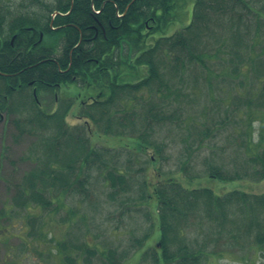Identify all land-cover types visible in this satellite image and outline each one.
<instances>
[{"label": "trees", "instance_id": "1", "mask_svg": "<svg viewBox=\"0 0 264 264\" xmlns=\"http://www.w3.org/2000/svg\"><path fill=\"white\" fill-rule=\"evenodd\" d=\"M13 1L0 0V116L3 111L22 112V119L16 117L15 124L21 134H33L38 141L27 155L35 166L16 185V203L8 205V212L0 213L13 218L17 214H13L12 206L25 210L24 215L18 214L21 226L17 234L28 245L32 241L27 235L45 239L41 242L53 256L52 264H126V254L120 252L119 245L106 249L98 242L91 243L89 227H75L73 208L66 219L65 238H56L43 229L47 222L44 211L56 212L68 196L87 198L84 187L101 155L92 140L100 126L105 127V137L110 136L108 131L113 126L121 129L113 134L117 143L130 139L131 147L139 152L150 145L160 152L161 146L149 143L150 133L146 131L153 121L162 122L167 117L162 106L170 103L173 93L179 98L189 77L192 84H205L208 91L216 93L221 82L231 85L242 78L246 83L254 72L257 86L250 91L248 104H263L264 41L260 40L264 3L258 8L247 0H195L190 16L183 14L189 11L183 9L182 0ZM178 20L182 22L180 28L169 33ZM222 20L224 33L214 34L213 28ZM41 32L44 36L39 41ZM194 66L199 72L192 69L189 73ZM62 85L87 86L85 92L99 94L85 103L78 100V93L58 96L54 98L56 107L50 110L33 96L34 89L40 95L44 88ZM147 87L145 129L137 136H127L123 129L136 124L139 112L124 115L123 109H113V102L123 91L137 93ZM25 91L31 99L17 103L16 95ZM246 92L235 86L228 97ZM123 102L129 104L125 98L120 100ZM28 104L31 106L26 107ZM248 108L247 127L238 135L251 166L246 165L241 175L237 170H223L220 162L210 166V179L238 181L253 173L256 179L264 180V115L260 112L262 128L259 140L254 141L256 110ZM71 111L84 123L71 126L67 120ZM210 132L200 130L202 137ZM113 148L117 149L110 147V152L116 151ZM153 160L149 158L150 163ZM106 162L110 161L106 158ZM102 165L100 172L104 171ZM104 177L111 183L112 200L114 194L132 187L118 166H111ZM156 177L145 178L143 191L147 192L138 197L140 202H147L146 216L154 232L135 239L139 246L133 254L141 253L137 264H209L210 259L231 250V239L243 241L251 251H264V192L251 188L215 191L208 184L191 185L175 174ZM196 225L197 236L190 238L189 232ZM149 238L153 241L148 243ZM0 264L15 263L0 259Z\"/></svg>", "mask_w": 264, "mask_h": 264}, {"label": "rangeland", "instance_id": "2", "mask_svg": "<svg viewBox=\"0 0 264 264\" xmlns=\"http://www.w3.org/2000/svg\"><path fill=\"white\" fill-rule=\"evenodd\" d=\"M18 1L15 0L17 3ZM247 1L258 8L264 3V0ZM12 2L14 1L12 0ZM194 2L195 0H182L180 4H185L183 9L189 11L183 13L184 15L191 16V8L193 9ZM188 18L186 19L188 20ZM180 25L182 22L178 20L169 33L176 31V28L179 29ZM225 26L224 21L218 22V25L213 28V33H224L223 28ZM49 38L51 37H47V40ZM262 40L264 41V34L260 43H263ZM192 69L199 72L194 66L189 70V73L192 74L190 72ZM251 76L252 79L249 78L246 83L242 78L231 83V85L221 82V89L216 93L212 90L208 91L205 84L202 86H199L198 82L192 84L191 78L187 77L183 93L181 94L180 91L179 98L175 99L173 93L170 97L171 104L162 106L167 117L162 122L153 121L146 131V133H150L147 136L149 143L161 146L160 152L151 145L146 151L139 152L131 147L130 139H121L122 142L117 143L119 140L114 141L117 138L113 134L121 129H114L113 126L108 131L109 134L107 133L110 136L105 137L103 135L105 127L100 126L99 133H95L92 140L101 155L92 166L91 172H89L90 180L88 185L84 187L87 191V198L82 200L81 195L78 194L75 197L68 196L64 202H61V206L56 212L53 210L52 213L44 211V219L47 222L43 229L52 232L56 238L66 236V219L69 216L68 213H71L70 209L73 208L76 212L74 220L77 226L75 227H83V229L89 227L87 236L91 243L98 242L101 247L104 246L106 249L119 245L120 252L126 254V264H137L140 251L133 254L136 247L139 246L135 239L144 238L143 236L147 232H154V228L151 227V219L146 216L147 202L142 203L138 199L142 192H147L143 191L146 188L143 185L146 177L153 180L157 175V180L158 177L163 176V179L175 174L191 185L208 184L214 187L215 191L216 189L226 192L236 188H251L264 192V180L256 179L255 176L253 177V173L250 174L252 176L248 175L242 180L237 179L238 181H219L210 179L208 176L210 166L220 162L219 166H222L223 170L227 169L231 172L237 170L241 175L245 171L244 167L251 164L241 145L243 139L238 135L239 131L247 127L248 106H252L256 110L253 113V127L256 129L253 136L254 141L259 140V130L262 128L260 112L264 115V103L248 104L251 97L250 91L255 89L258 79L254 72L251 73ZM235 86L238 90L247 92L238 97H228ZM87 89V86L81 85H62L52 90L44 88L40 91L39 96L42 107L50 110L53 105L55 107L57 105L54 98L57 99L58 96L65 98L68 93L73 95L79 93L83 96ZM147 94H149L148 87L142 88V92L139 90L137 93L134 90H127L121 93V98H117L113 102V109H123L124 115L125 113L139 112V118L134 119L136 124L128 125L127 128L123 129L127 136H137L145 129L143 120L147 112H144L147 104L145 105L144 100L147 98ZM209 94L214 95L210 96ZM16 96L17 103L31 99L28 97L29 91ZM140 96L145 97L140 99ZM122 98L127 99L129 104H126L127 102L120 103ZM127 105L128 107H126ZM28 106L31 105L28 104L26 107ZM74 113L71 111L67 115L70 125L84 123L83 119H79ZM22 115V112L15 110L11 114L3 111L0 116V212L3 210L8 212L11 209L8 205L10 203L13 205V202L16 203L17 199H13L17 193L16 185L24 173L35 166L32 159L27 155L38 138L37 136L34 137L33 134H21L14 120L16 117L22 119ZM204 128L211 130V132L208 136L202 137L203 133L201 134L200 130ZM199 144L202 145L199 146ZM115 146L117 149H113L116 151L110 152V147ZM251 146L253 144H250ZM151 157L154 160L150 163L149 158ZM106 158L110 162H106ZM101 164H103V172L99 171ZM110 165L118 166L125 171L128 184L132 186L121 193L114 194L115 199L113 200L111 199V183L104 177L107 170H111ZM81 171L84 172V169ZM12 211L13 214H17L13 215V218L8 217L9 215L4 217L0 213V259L2 261L13 260L15 264H52L54 262L53 256L50 255L51 253L45 244L41 242L45 239L38 237V240H35L32 235H27L29 241H32L28 245L25 242L26 239H22L17 234V230L21 226V218L18 214L24 215L26 211L17 206H12ZM84 216L85 221L82 220ZM32 219L29 218L30 221ZM38 220L42 221V217L39 216ZM193 227L194 230L189 232L190 238L197 236L198 226ZM37 230L35 227V231ZM146 241L152 242L153 238ZM240 244L242 247H239ZM243 244V241L236 243L232 239L229 240L228 245L231 250L223 257L210 259L209 264H264V251L261 248L251 251Z\"/></svg>", "mask_w": 264, "mask_h": 264}, {"label": "flooded vegetation", "instance_id": "3", "mask_svg": "<svg viewBox=\"0 0 264 264\" xmlns=\"http://www.w3.org/2000/svg\"><path fill=\"white\" fill-rule=\"evenodd\" d=\"M40 35H41V34H40ZM56 94H57V93H56ZM85 94L87 95V96H84L86 99H85V98H84V99L81 98V97H80L81 94H79V93L77 94L76 97L78 98L79 101L85 103V101L88 100V98H89L90 100H94V98H95V94L98 95L99 93H95V94L90 93V94H89V91H87V92H85ZM86 103H90V102H86Z\"/></svg>", "mask_w": 264, "mask_h": 264}, {"label": "water", "instance_id": "4", "mask_svg": "<svg viewBox=\"0 0 264 264\" xmlns=\"http://www.w3.org/2000/svg\"><path fill=\"white\" fill-rule=\"evenodd\" d=\"M42 36H43V33L41 34V39L40 40H42ZM35 94H36V92H35Z\"/></svg>", "mask_w": 264, "mask_h": 264}]
</instances>
